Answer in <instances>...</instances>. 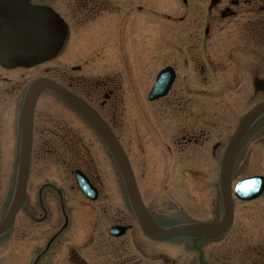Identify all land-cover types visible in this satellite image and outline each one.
Segmentation results:
<instances>
[{"label":"flooded vegetation","instance_id":"flooded-vegetation-1","mask_svg":"<svg viewBox=\"0 0 264 264\" xmlns=\"http://www.w3.org/2000/svg\"><path fill=\"white\" fill-rule=\"evenodd\" d=\"M156 1L15 0V3L11 4L0 0V17L14 13L26 22L29 10L33 15L34 11L42 13L35 21L31 37L26 32V27L20 29L21 51L14 50L12 46L14 40L19 41L16 37L17 31L3 26L0 19V221L6 215L15 191L22 136V106L33 80L45 76L56 81L93 107L113 129L111 121L101 110L108 105L114 95V90L109 88L106 79L93 80L90 71L77 75L60 66L46 67L44 72L40 67L39 74L34 76H29L28 71L42 65V60L49 54L57 58L68 49L69 44L75 43L72 25L82 26L95 19L100 13L112 15L115 11L120 12L119 21L122 25L129 23L128 25L132 26L141 18L140 12L154 7ZM165 1L167 9L163 14L164 44L168 49L157 60L158 66L150 82L149 92L163 69H168L167 78L171 82L165 95L150 100L148 92V100L153 104H162L168 109V113L173 111L187 114V107L193 106L190 112L194 110L196 123L190 128L194 131L203 114L204 101L200 99L202 97L200 81L203 84L201 76L205 69L209 68L212 74L214 73L211 79L212 107H216L221 102L218 93L220 80L228 90L250 91L247 95L246 93L243 95L244 100L250 103L243 115L252 106L263 101L264 88L259 86V83L264 81V0ZM123 9L126 11L124 17L121 14ZM121 30L118 31V53H121L119 44ZM175 37L181 42L187 40L195 42L198 50L196 53H191L178 43L177 52L173 51L176 45L173 40ZM27 40H30L32 48L29 54L26 51L29 46L26 45ZM208 40L211 41L214 51L213 55L210 54L211 59L208 58L205 62L204 49ZM40 41H42L41 46ZM227 59L231 61V63L229 61V69L224 65ZM189 61L190 66L195 64V80L197 77L199 84L196 89L190 91L191 96H196L195 99L185 98L188 91L186 81ZM72 68L80 70L81 66H72ZM105 68L106 66H102L101 69ZM219 71H222L221 79L218 75ZM190 79L192 81V73ZM44 92L51 93L58 102L64 104L72 113H76L102 141L91 124L58 93L46 89L40 94L33 115L26 195L13 224L0 234V248L5 249L4 256L0 260L7 255L22 253L28 256L32 251L34 254L36 251L35 257L30 255L32 258L30 264H219L218 248L209 253L205 248L209 244L204 241L220 239L230 232L235 217L231 228L221 235L212 237L175 235L161 239L154 238L142 228L129 199L120 168L112 156L113 167L110 164L106 165L109 166L108 169H103L109 178H97L90 170L94 164L85 167H68L67 170L62 171L67 175V179L59 178L60 174L57 173L53 176L45 175V169L41 165L33 175L32 155L36 111ZM172 123L169 119L168 124ZM261 123L262 116L251 125L245 140ZM236 126H233L232 132ZM59 128L60 132L54 134H57V138L63 144L60 140L54 141L50 138L46 140L42 149L43 153H51L55 160L66 165L71 157L64 156V152L73 151V148L65 145L64 139L73 138L75 132L70 130L69 125L67 129L65 125H59ZM200 130L199 134H195L190 133L186 128L185 133L175 138L173 142L179 149H182V143H203L208 138L207 130L203 128ZM52 142L54 145H50ZM103 144L105 145L104 142ZM225 145L222 140H217L210 147L213 153L218 155L224 150ZM167 147L171 148L169 145ZM107 151L109 152L108 149ZM171 165L173 166V163ZM131 166L142 203L158 225L169 227L188 222L182 219L187 216L185 205L187 187L182 185L186 176L183 165L174 167L177 180L164 178L156 186L145 185V182L137 177L132 162ZM166 171L170 172L169 169ZM77 172L83 175L82 181L78 179ZM216 189L219 194L218 183ZM29 231L35 233L34 241L31 242V237L25 244L21 245L20 242L16 251H12V236L15 235L16 240L18 237L23 241ZM180 236L191 237L192 240ZM29 250L31 252L28 253Z\"/></svg>","mask_w":264,"mask_h":264},{"label":"rangeland","instance_id":"rangeland-1","mask_svg":"<svg viewBox=\"0 0 264 264\" xmlns=\"http://www.w3.org/2000/svg\"><path fill=\"white\" fill-rule=\"evenodd\" d=\"M165 2V0H157L154 7L141 11L139 15L143 20L139 18L132 26L128 25L129 23L122 25L119 21L120 12L115 11L112 15L100 13L95 19L82 26L72 25L75 43L69 44L68 49H65L57 58L49 54L42 65L28 72L29 76H34L39 74L40 67L44 72L46 67L60 66L77 75L90 71L93 80L94 78L106 79L109 88L114 90V95L108 105L101 110L111 121L114 131L123 143L139 180L144 181L145 185L154 186L164 178H169L171 181L177 180L174 167L183 165L186 176L182 185L187 187L185 203L187 216L182 219L216 221L223 213L216 189L221 154L213 153L210 146L217 140L227 143L233 126L237 125L244 111L250 106L243 96L250 91L228 90L224 82L220 80L218 93L221 102L216 107H212L210 105L213 90L211 79L214 73L212 74L209 68H206L201 76L203 84L200 81L202 92L200 99L204 101L203 114L194 131L190 128L196 123L194 110L190 112L193 106L187 107V114L173 111L168 113V109L162 104H153L148 100L150 82L158 66L157 60L168 49L164 44L165 17L163 14L167 9ZM121 14L124 17L126 11L123 9ZM119 30H121L119 36L121 53H118ZM173 40L176 42L172 49L175 52H177L178 43L191 53H196L198 50L196 43L191 40L182 41L183 43L176 37ZM204 50L206 62L208 58L211 59L210 54L213 55L214 51L210 40L205 42ZM229 61L230 59H227L224 62L228 69L231 63ZM190 63L189 61L187 66L188 91L185 98L195 99L196 96H191L190 91L196 89L199 84L197 77L195 80V64L191 65L192 68ZM78 65L81 66L80 70L72 68ZM102 66L106 68L101 69ZM218 75L221 79L222 71H219ZM169 119L173 122L171 125L168 124ZM59 125H65V129L69 125L70 130L75 132L73 138L64 139L65 145L73 148V151L64 152V156L71 157L70 161L65 163L66 165L55 160L51 153H43L42 149L46 140L50 138L54 141L60 140L57 134H54V132H60ZM186 128L190 133L195 134H199L200 128H203L207 130L208 138L198 144L182 143V149H179L173 141L185 133ZM50 145H54V142ZM168 145L171 148H168ZM32 163L33 175L41 165L45 169V175L53 176L57 173L60 174L59 178L63 179H67V175L62 171L67 170L68 167H85L88 164H94L90 170L101 179L109 178L103 169H108L109 166L106 165H112L114 161L103 142L85 121L58 102L51 93L44 92L36 111ZM167 169L170 170L171 175H169L170 172L167 173ZM107 171L109 173V170ZM253 174H264V115L262 123L245 140L239 152L233 184L240 178ZM235 204V221L232 230L220 239L205 240L204 242L209 244L205 248L209 250V253L218 248L219 264H264V193L250 202L236 199ZM34 236L35 233L29 231L26 239L22 241L18 237L16 240V236L13 235L11 250L16 251L20 242L21 245L25 244L31 237L33 242ZM36 236L39 237V234L36 233ZM180 237L192 240L191 237ZM175 238L179 239V237ZM16 241L19 242L16 243ZM4 252L5 249L0 248V259L4 256ZM33 252L28 256L22 253L7 255L0 260V264H30L32 261L30 255L35 257L36 254V251L35 254Z\"/></svg>","mask_w":264,"mask_h":264},{"label":"water","instance_id":"water-1","mask_svg":"<svg viewBox=\"0 0 264 264\" xmlns=\"http://www.w3.org/2000/svg\"><path fill=\"white\" fill-rule=\"evenodd\" d=\"M11 4L15 3V0H5ZM4 2V0H1ZM29 10L27 21L23 22V19L16 14L0 17L1 24L8 26L17 31V38L12 42L14 50L21 51L20 49V29L26 27V32L31 37L32 28L36 19L42 15L41 12L34 11V15ZM39 16V17H38ZM32 39V38H31ZM33 40V39H32ZM24 43V42H23ZM42 41L39 42L41 46ZM26 45L27 53H31L30 40H27ZM23 47V46H22ZM23 49V48H22ZM21 59V58H16ZM15 60V59H12ZM168 69H163L157 77V81L149 93V99H155L166 94L171 80L167 78ZM259 86L264 88V81L259 83ZM44 89H50L58 93L63 99H65L72 107H74L97 131L102 138L109 151L111 152L114 160L118 164L125 181V186L128 191L129 199L133 205L135 214L142 226V228L150 236L154 238H167L175 235H195V236H216L225 233L231 226L234 216V200L233 193L239 199L250 200L258 197L264 191V176L253 175L241 179L232 191V174L234 170L235 161L239 151V147L253 122L261 115L264 114V101L253 106L240 120L237 128L231 135L224 150L221 160V170L219 177V187L223 202L224 213L223 217L217 222H190L173 225L170 227H161L151 217L148 211L145 209L140 193L137 188L133 170L129 161V158L119 141L118 137L109 126V124L99 115V113L91 107L87 102L81 99L76 94L63 88L54 80L47 77H39L35 79L29 86L26 93L23 110H22V136L21 147L19 154L18 172L16 179V186L13 195L12 202L7 211L6 216L0 222V234L5 232L12 225L17 211L19 210L22 201L26 195V184L29 171L30 157H31V145H32V127H33V115L35 104L39 94ZM78 173V179L83 180V175ZM82 185H84L82 183Z\"/></svg>","mask_w":264,"mask_h":264}]
</instances>
